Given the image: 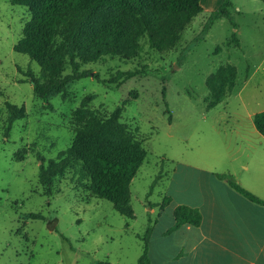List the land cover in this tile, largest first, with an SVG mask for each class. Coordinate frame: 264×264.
<instances>
[{"label":"rangeland","instance_id":"1","mask_svg":"<svg viewBox=\"0 0 264 264\" xmlns=\"http://www.w3.org/2000/svg\"><path fill=\"white\" fill-rule=\"evenodd\" d=\"M76 1L87 9L95 2L59 0L54 5ZM141 1L150 20L164 21L167 0ZM222 1L199 0L201 12L175 48L158 52L140 38L137 57L106 56L84 65L91 76L44 102L18 70L30 68L38 75L40 65L16 50L36 12L31 6L0 0V264H135L142 253L140 237L153 227L164 189L173 183L167 180L173 160L224 169L229 157L257 136L251 115L264 111V0H230L234 26L221 18L202 35V25ZM115 26L121 29L119 44H131L135 23L112 3L94 10L87 31L103 44L112 40ZM142 66L147 68L145 75L116 84L100 81ZM229 66L235 68L234 88L208 109L206 81ZM6 103L19 110L8 135ZM78 112L96 118L93 128L100 138L115 141L121 153L131 151L136 141L142 145L140 151L133 144L146 156L130 183V218L111 202L89 197L76 165L54 180L50 195L39 184L40 162L56 160L87 121L77 117ZM113 116L117 131L101 125ZM123 132L128 141L117 140ZM91 166L94 174L100 172L92 160ZM183 166L178 169V186L191 179ZM202 185L206 187L205 180Z\"/></svg>","mask_w":264,"mask_h":264},{"label":"trees","instance_id":"2","mask_svg":"<svg viewBox=\"0 0 264 264\" xmlns=\"http://www.w3.org/2000/svg\"><path fill=\"white\" fill-rule=\"evenodd\" d=\"M59 0H11L13 5L26 6L36 12L31 23H27L22 32V38L16 45V50L26 54L36 61L41 69L38 75L30 68L25 71L18 68L26 80L32 83L35 97L46 102L57 94L65 93L75 81L91 76V70L83 69L84 65L93 62L104 61V57L130 60L138 56L142 49L138 43L140 38H145L150 49L165 52L175 48L181 41L186 27L193 17L201 12L199 0H167L166 16L160 24L150 20L146 8L141 0H95L91 8H85L80 2L70 4H58ZM107 3L114 4L120 10L126 12L136 26V32L131 44L120 45L118 38L121 35L119 26H115L112 40L97 44L93 35L89 34L88 24L95 9ZM232 4L230 0H223L219 6L210 12L202 25L201 33L204 35L214 21L225 18L232 26ZM235 38V33H232ZM68 71V72H66ZM235 68L229 66L219 68L206 81L209 97L206 98L208 109L220 103L234 88ZM146 66L133 71L116 72L115 76L103 83L116 84L128 80L135 75H145ZM226 76V77H225ZM98 78L97 75H94ZM227 85V83H229ZM230 87L227 89L225 87ZM8 110L7 126L5 134L8 135L11 126L19 118V110L15 105L6 103ZM87 119L78 126L72 145L58 155L56 160H50L46 165L39 164L38 181L45 195L52 193L54 180L62 176L67 170L75 165L79 167L80 182L88 191L89 197L105 199L111 202L115 210L130 218V183L145 159V152L139 153L134 149L142 150L140 142L131 145L132 150L121 153L115 146V141L105 142L93 128L96 118L77 113V117ZM77 120V119H76ZM79 123L80 121L77 120ZM252 122L256 131L264 138V111L256 112L252 116ZM103 126L118 130L119 124L113 116L105 120ZM112 127V128H110ZM120 133V132H117ZM109 136L111 132L108 131ZM126 134L117 140H127ZM91 160L100 167V172L94 174ZM219 179L226 180L238 193L252 202L264 205V200L257 198L235 183L228 174H216ZM86 178V179H85ZM83 181H86L85 184ZM170 198L164 196L160 209ZM174 224L168 230L171 232L181 225L190 224L198 226L201 215L196 208L178 205L173 211ZM31 218H40L31 214ZM152 227L145 229L142 240V253L135 264H152L148 256V243ZM100 264H109L100 262Z\"/></svg>","mask_w":264,"mask_h":264},{"label":"crops","instance_id":"3","mask_svg":"<svg viewBox=\"0 0 264 264\" xmlns=\"http://www.w3.org/2000/svg\"><path fill=\"white\" fill-rule=\"evenodd\" d=\"M181 166L192 174L187 184L178 186ZM220 170L173 160L167 178L173 183L163 195L170 201L159 207L148 243L152 264H264V205L250 201L216 176L231 175L238 186L264 200V138L258 133L247 139ZM178 205L196 208L200 224H184L168 232Z\"/></svg>","mask_w":264,"mask_h":264}]
</instances>
